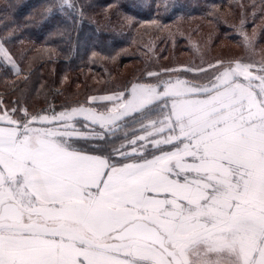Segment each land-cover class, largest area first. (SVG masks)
<instances>
[{
  "label": "snow or ice",
  "instance_id": "obj_1",
  "mask_svg": "<svg viewBox=\"0 0 264 264\" xmlns=\"http://www.w3.org/2000/svg\"><path fill=\"white\" fill-rule=\"evenodd\" d=\"M105 6L122 27L96 31L91 0H41L24 23L10 17L28 5L4 4L0 73L26 72L32 49L18 42L33 35L70 45L75 32L76 53L115 59L123 28L164 30L191 10L179 0ZM205 16L213 43L256 50L243 14ZM129 83L87 106L32 111L0 98V264H264V58L146 68Z\"/></svg>",
  "mask_w": 264,
  "mask_h": 264
},
{
  "label": "rangeland",
  "instance_id": "obj_2",
  "mask_svg": "<svg viewBox=\"0 0 264 264\" xmlns=\"http://www.w3.org/2000/svg\"><path fill=\"white\" fill-rule=\"evenodd\" d=\"M4 1L0 0V7L4 5ZM22 2L28 3L30 0H22ZM179 2L187 4L186 0H179ZM214 4L212 1H205V11H200L199 7L202 4L192 5L191 10L187 14L181 15L179 18L173 17L171 20L166 21L167 28L164 30H157L155 27L145 25L142 36L133 42L134 44H141L143 50H145V53H143L145 62L142 66L136 61H130L129 59L126 60V63L121 64L122 58L127 55V49H124L115 59L103 56V72H101V75H95L93 79L96 89L98 90L103 85V88H105L103 91H96L94 89L90 91L91 86H88L87 80L71 84L70 79L68 80V78L62 76L59 81V86L54 89L56 93H60L61 91L64 93L63 96H57L58 99L51 96H23L21 91L20 96H16L14 99H20L22 103L25 100V103L32 111L48 108L50 105L58 107L61 103L72 104L77 101L86 103L87 106L88 96L105 95L109 91L121 90V85L139 80L146 68L152 71H158L160 68H176L181 64L199 65L203 60L210 61L213 58L228 59L241 55H251L255 60L264 58V0H228L227 5L225 4L224 6L222 4L214 6ZM205 13L218 15L222 20H227L229 24L238 22L243 14L248 21L247 31L249 35L254 34L258 41L256 50L251 53L245 52L237 42L223 38L213 43V38L216 35V26L208 23ZM2 18L3 14L0 13V30H2L3 25L6 23ZM221 27L228 30L230 35L233 34L227 25H222ZM19 42L18 47L21 49L24 48L19 45ZM197 44L199 45V50L196 48ZM31 48H34V46L27 47V49ZM51 51L53 52L54 49H51ZM93 56L97 57V55ZM117 64L118 67L122 66V68L120 70L118 68L115 72L112 66H116ZM28 72H34L29 82L34 81L35 83H40L36 80L37 75L44 77L45 74H48L49 78L51 77L52 83L56 81L55 70L52 66L41 70H38L37 67H32V69H27L21 76L0 73V98L5 101L6 96H9L7 91H1L2 88H6L8 84H14V86L19 84L21 86L24 83V76ZM46 78L49 83L50 80L48 77ZM108 83L109 85H106Z\"/></svg>",
  "mask_w": 264,
  "mask_h": 264
},
{
  "label": "trees",
  "instance_id": "obj_3",
  "mask_svg": "<svg viewBox=\"0 0 264 264\" xmlns=\"http://www.w3.org/2000/svg\"><path fill=\"white\" fill-rule=\"evenodd\" d=\"M187 5H194V4H202L200 8V11H205L206 8H204V2H210L212 1L215 5L222 4L223 6L228 2V0H186ZM15 3L23 5L26 4L29 7L24 9L22 14L18 17H10V20H15L17 23H24L29 19L35 18V15L30 16L29 13L33 11L35 6L39 5L41 3V0H30L28 3L22 2V0H5L3 4L6 3ZM91 2L95 5V7L90 10L91 20L92 24L94 26V29L99 32H109L115 27H122V22L118 18V14H114L111 9H108L105 6V0H91ZM108 3H113L114 0H107ZM227 5V4H226ZM195 11V10H194ZM209 11V10H208ZM202 14V12H200ZM145 19L148 17L145 16ZM4 22H8L7 20L2 18ZM13 25V24H12ZM14 26V25H13ZM25 27H28L30 29H35V25H28L25 24ZM145 29V24H141L137 28L129 31L127 28H123V31L127 32L128 34L126 36L120 37L121 43L118 45V49L122 48L127 49V55L124 56L121 60V64L126 63V60L129 59L136 61L140 66L143 65L145 62V58L143 56V53H145V50H143L142 45L139 43L134 44L133 42L137 40L138 37L142 36V32ZM29 35L28 32L25 33V37ZM134 36H136L134 38ZM134 38V39H133ZM144 41V40H142ZM19 45L21 47H24L22 49H27L29 46H34V48H31L32 50L27 53V56L25 57V62L22 65L26 71L27 69H32L37 67L38 70H41L43 68H48L52 66L55 70V79L56 81L52 83L51 77L49 78V75L45 74V76H39L37 75L36 80L40 83H35L34 81L29 82L26 84H8L7 87L4 89L2 88L1 91H7L9 96H6L5 102H10L12 99H14L16 96H20L22 92L25 93L23 96H51L56 97L57 96H63L64 93L61 91L60 93L54 92V89H56L59 86V81L62 76L65 78L70 79L71 84H75L76 82H83L84 80H87L88 86L90 88V91L92 89L96 91H103L105 88H103V85L100 86V88L97 90L95 83L93 82V79L95 75H101V72H103L102 67V57L107 56L109 57L108 53L106 51H101L100 49H91L87 55L84 54L83 48H81L79 53H76V33L73 32L72 34V40L71 44L67 41H61L59 38H54L51 45L44 43V37L41 36L39 39H37L36 36H32L31 40L25 38L19 42ZM51 49H54L52 52ZM92 52H97V57H94L91 55ZM91 56V58H90ZM120 62V58H119ZM119 64V63H118ZM118 64L116 66H112L113 71H117L122 68V66L118 67ZM110 69V67H109ZM68 74V75H66ZM34 75V72L32 73V76ZM50 80L49 83L47 81V78ZM97 81V80H96ZM44 83V85H42ZM34 84V88L32 85ZM97 84V83H96ZM106 85H109L106 84ZM21 88V90H20ZM60 90H62L60 88ZM8 100V101H7ZM25 103V100L24 102Z\"/></svg>",
  "mask_w": 264,
  "mask_h": 264
}]
</instances>
